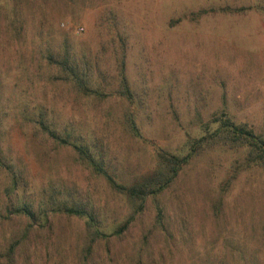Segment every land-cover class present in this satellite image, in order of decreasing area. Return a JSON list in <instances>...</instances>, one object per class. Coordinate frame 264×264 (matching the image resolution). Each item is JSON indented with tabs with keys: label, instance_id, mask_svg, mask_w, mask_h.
Listing matches in <instances>:
<instances>
[{
	"label": "rangeland",
	"instance_id": "obj_1",
	"mask_svg": "<svg viewBox=\"0 0 264 264\" xmlns=\"http://www.w3.org/2000/svg\"><path fill=\"white\" fill-rule=\"evenodd\" d=\"M223 113L264 139V0H0V264H264L242 146L144 199L72 146L128 187Z\"/></svg>",
	"mask_w": 264,
	"mask_h": 264
},
{
	"label": "trees",
	"instance_id": "obj_2",
	"mask_svg": "<svg viewBox=\"0 0 264 264\" xmlns=\"http://www.w3.org/2000/svg\"><path fill=\"white\" fill-rule=\"evenodd\" d=\"M205 126L206 131L204 133H206V135L209 133L208 135H210L211 141H209L204 134L200 137H194L190 141L189 151L183 156L175 154H169L167 156L158 155L151 177L145 179L143 182L140 181L128 187L118 185L96 162L94 154L89 151L87 146L79 144H72V146L77 151L78 155L89 164L95 172L106 177L113 187L122 189L128 197L137 196L141 199H144L145 196L156 194L164 190L171 183L173 178L176 177L180 168L192 157L197 156L199 150L208 146V143L212 144V140L214 142H217L218 140H223L224 142L225 140H230L233 143H237L246 150V156H254L253 160L258 164L264 163V139L255 134L253 129L246 126V124L235 123L223 113L222 116L213 118V120L208 122ZM211 126L213 129L210 133L209 127ZM129 127L134 133L137 132V128L132 122L129 124ZM49 133L57 138V136L54 135L55 133ZM63 142L67 143L66 140H63ZM204 144L206 146H204ZM64 210H66L67 213L83 217L86 216L89 220H92V217H89L84 210L75 208H65ZM24 212L26 215H30V212L26 209Z\"/></svg>",
	"mask_w": 264,
	"mask_h": 264
}]
</instances>
